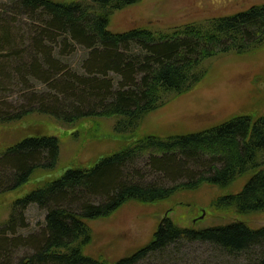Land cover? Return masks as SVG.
Segmentation results:
<instances>
[{
	"label": "trees",
	"instance_id": "trees-1",
	"mask_svg": "<svg viewBox=\"0 0 264 264\" xmlns=\"http://www.w3.org/2000/svg\"><path fill=\"white\" fill-rule=\"evenodd\" d=\"M139 1L12 0L15 16H28L39 25L29 31L28 48L20 50L22 36H12L0 19V88L6 81L31 76L45 82L51 93L33 95V106L12 111L0 104V125L44 115L50 124L76 129L71 135L75 137L78 128L91 132L93 123L104 119L127 139L148 113L189 92L205 77L206 59L244 55L264 46V3L170 31L108 29L114 11ZM76 47L85 54L81 73L62 64ZM59 156L60 137L53 134L25 136L0 149V193L52 174ZM143 158L156 180L146 181L136 167ZM262 165L264 115H238L185 135H146L90 165L68 167L12 201L0 223V251L8 259L7 247L29 245L31 253L18 264H137L148 256L161 258L171 247V263H176L175 245L201 242L224 255L244 258V264H264V225L251 228L242 221L197 229L179 227L165 217L148 244L114 262L85 253L92 239L87 221L108 217L129 201L156 203L202 184L226 188L250 175L240 190L212 200L211 209L241 216L263 213ZM161 179L171 180V186ZM30 205L45 212L40 233L8 240L4 232L24 226Z\"/></svg>",
	"mask_w": 264,
	"mask_h": 264
},
{
	"label": "rangeland",
	"instance_id": "rangeland-1",
	"mask_svg": "<svg viewBox=\"0 0 264 264\" xmlns=\"http://www.w3.org/2000/svg\"><path fill=\"white\" fill-rule=\"evenodd\" d=\"M64 1V0H63ZM69 1V0H67ZM264 0H141L136 4L114 11L108 29L124 32L131 28H148L153 31H170L182 25L201 22L217 16L231 15ZM12 0H0V19L7 22L12 36L21 35L23 46L28 48L29 31L38 22L28 16H15L11 12ZM14 30H13V29ZM17 31L18 34L15 32ZM76 50L62 59L64 67L81 73L80 64L84 51ZM205 77L189 92L173 98L148 113L131 137L123 139L111 129L107 120L93 123L94 130L78 128V136L72 137L74 128L68 129L50 124V119L32 115L18 123L0 125V149L36 134H53L60 137L59 167L50 175L32 179L18 190L0 193V223L7 218L9 204L29 189L61 175L68 167L90 165L104 155L118 151L146 135L158 137L179 136L199 132L221 124L238 115L254 118L264 115V46L244 55L223 54L206 59ZM48 85L31 76L6 81L0 88V104L8 110L33 106L29 97L50 94ZM35 107V106H34ZM121 135V136H120ZM143 158L135 163L146 181L156 180L148 171ZM260 170H264V165ZM250 175L242 177L226 188L202 184L195 189H181L167 199L143 204L129 201L110 216L87 221L92 239L85 253L92 258L114 262L148 244L160 221L167 217L179 227L197 229L242 221L251 228L264 225V212L241 216L216 212L211 202L217 196L241 189ZM163 185L171 180L161 179ZM45 212L30 205L24 213V226L11 233L4 232L8 240L36 237L44 226ZM1 234V233H0ZM32 251L29 245L7 247L8 259L0 251V264H18ZM176 263H171V247L161 258L148 256L137 264H244V258H233L213 249L208 243L180 242L174 246ZM169 260V261H168Z\"/></svg>",
	"mask_w": 264,
	"mask_h": 264
}]
</instances>
